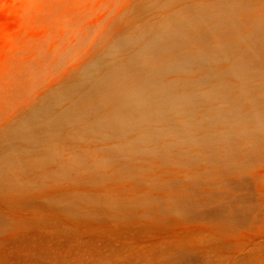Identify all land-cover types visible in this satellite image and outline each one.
<instances>
[{"label":"rangeland","instance_id":"374dc122","mask_svg":"<svg viewBox=\"0 0 264 264\" xmlns=\"http://www.w3.org/2000/svg\"><path fill=\"white\" fill-rule=\"evenodd\" d=\"M0 264H264V0H0Z\"/></svg>","mask_w":264,"mask_h":264},{"label":"bare ground","instance_id":"6f19581e","mask_svg":"<svg viewBox=\"0 0 264 264\" xmlns=\"http://www.w3.org/2000/svg\"><path fill=\"white\" fill-rule=\"evenodd\" d=\"M204 17L205 15L202 13H194L189 17H186L180 20L178 19L174 23L170 24L166 29H164L159 34V36H157L155 39H153L146 45L145 53L146 55L149 56V58L151 57L155 59H162L166 57L167 55L172 57V59L167 61L168 63L165 62L164 65L156 66L155 67L156 70L154 71V73H162L165 70L174 69L177 67L178 63L183 59V57H179L176 55V51L179 46L178 38L187 40L186 32H187L188 27L193 26L192 24H199V22L202 19H204ZM224 23H227V22L224 21ZM229 33H231L230 30H229ZM205 34L209 35L208 32H206ZM198 58L201 60H206L207 55L203 53L200 56H198ZM137 68H138V72H137L136 79L138 80V82H143L142 84L149 85L151 83V81L148 82L151 77L150 70H148L145 66H140ZM115 78L118 81V84L124 85L125 83L124 81L126 80V78L123 74L118 73L115 76ZM105 83H109V81ZM111 84H112V81H110V85ZM133 90L134 88H130V87L126 88L127 96L125 99H123V101H121L122 104L120 103V105L128 107L129 109L130 108L131 109L132 108L144 109L147 104V100L146 99L144 100L145 103L143 101H140L138 97L135 96V95H138V91L137 90L133 91ZM182 99H188V98H182ZM175 103H177V100H175Z\"/></svg>","mask_w":264,"mask_h":264}]
</instances>
